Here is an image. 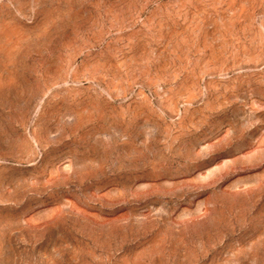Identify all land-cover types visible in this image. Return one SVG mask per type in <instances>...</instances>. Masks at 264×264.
Segmentation results:
<instances>
[{
	"label": "rangeland",
	"instance_id": "rangeland-1",
	"mask_svg": "<svg viewBox=\"0 0 264 264\" xmlns=\"http://www.w3.org/2000/svg\"><path fill=\"white\" fill-rule=\"evenodd\" d=\"M0 264H264V0H0Z\"/></svg>",
	"mask_w": 264,
	"mask_h": 264
}]
</instances>
